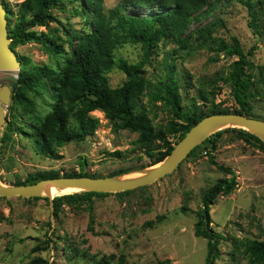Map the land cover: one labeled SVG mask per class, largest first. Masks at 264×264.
<instances>
[{"label":"rangeland","instance_id":"rangeland-1","mask_svg":"<svg viewBox=\"0 0 264 264\" xmlns=\"http://www.w3.org/2000/svg\"><path fill=\"white\" fill-rule=\"evenodd\" d=\"M5 1L18 9L24 0ZM122 1L104 0V6L112 9ZM260 9V34L250 27L251 18L241 0L219 6L215 15L200 25L220 19L214 36L228 45L237 38L245 52L255 47L251 60L256 66H264V4ZM128 12L141 16L149 14L143 8L129 9ZM69 21L75 31L83 28L84 21L80 18L73 17ZM35 30L47 32L43 27ZM216 48V45L195 47L188 52L181 51L174 43H166L158 60L161 61L170 50H179L174 55L178 67L191 76L187 102L200 103L197 95L201 90L206 91L212 101L214 91L215 104L233 111L239 106L223 78L238 57ZM16 52L34 64L51 63L49 55L37 43L19 46ZM142 55L140 47L131 45L117 51V58H124L132 64L139 62ZM212 58L217 61H211ZM147 70L146 76L156 78L162 67L155 65L147 67ZM18 74L19 71H0V88L5 85L12 88ZM125 81V74L119 70L110 74L113 88L120 87ZM38 104L42 114L48 112L49 108L41 99H38ZM142 105L155 125L171 120L170 112L161 102L154 105L149 102V97H144ZM252 106L254 114L264 118V91L260 96L256 95ZM92 116L99 119L100 127L85 141L61 147L62 158L59 160L38 154L31 139L11 133V139L2 145L0 181L15 185L31 175L51 170L60 171L61 176L83 172L104 177L126 170L124 177L129 178L137 173L143 176L153 169L152 159L143 155L137 143L138 134L116 130L101 111L93 112ZM18 124L23 126L19 121ZM5 129L6 126L3 133ZM228 130L234 129L228 127L223 131ZM172 142L179 143L177 138H172ZM210 151V147L203 143L201 149L165 178L149 186L126 191L129 192L127 194L107 193L110 195L106 198H95L94 233L89 230V211L85 206L65 205L56 217L51 200L0 197V217L4 218L0 221V264H29L36 258L47 260L49 264H100L104 257H114L111 264H159L167 260L172 264H205L207 240L195 235L196 212L203 206L205 192L219 179L227 177L208 160ZM211 156L219 164L233 169L238 180L236 190L218 198L211 207L212 228L221 235L220 256L216 264H251L244 253V244L248 240H264V152L239 139L236 133L228 132L217 140ZM83 161L85 165L82 168ZM78 192L80 190L52 191L53 196ZM120 259L124 262L121 263Z\"/></svg>","mask_w":264,"mask_h":264},{"label":"trees","instance_id":"trees-1","mask_svg":"<svg viewBox=\"0 0 264 264\" xmlns=\"http://www.w3.org/2000/svg\"><path fill=\"white\" fill-rule=\"evenodd\" d=\"M233 0H123L112 9H106L104 0H24L14 9L1 0L7 10L9 39L11 48L28 43L40 44L49 55L51 63L34 64L28 57L19 56L21 67L19 78L12 83V103L8 108L3 144L16 133L31 139L38 154L49 159L62 158L59 149L68 143L83 142L100 127L99 119L92 116L101 111L116 130H126L138 134L137 143L143 155L152 159L151 166L164 161L178 142L209 115L236 113L264 120L254 114L252 100L264 91V66H256L251 58L256 48L245 52L240 41L233 38L228 45L214 34L220 26V19L206 25L202 21L215 15L221 5ZM251 18L250 27L260 34V0H241ZM145 9L149 14L129 13V9ZM62 14L63 16H61ZM84 21L83 28L75 31L70 18ZM61 18L66 19L65 23ZM53 25V26H52ZM43 27L47 32H38ZM166 43H174L181 51H193L195 47L216 45V50L227 55L237 56L231 70L223 81L232 91L238 109L230 111L215 104V92L210 101L206 91L197 95L200 103L188 101L187 95L192 86L190 75L178 67L174 57L179 50H170L160 61L161 48ZM126 45L140 47L143 55L137 63H129L117 58V51ZM215 49V48H214ZM211 61H217L212 58ZM162 67L156 78L146 76L147 67ZM254 69H257L255 72ZM119 70L126 81L113 88L110 74ZM196 96V95H195ZM156 105L161 102L171 114L166 124L155 125L142 105V99ZM38 99L49 110L39 111ZM187 102V103H186ZM209 104V105H208ZM209 107L208 110H205ZM21 123L23 126H20ZM4 126V127H5ZM228 132L254 145L264 152V142L255 135L241 129L220 131L212 135L205 146L210 147V163L227 177L219 179L209 188L203 198V206L196 212L195 235L207 240L205 264H216L220 256L221 235L212 228L211 207L220 198L232 194L238 187L236 172L216 162L211 156L217 140ZM201 146L190 154L193 155ZM189 156V157H190ZM82 168L85 165L84 161ZM127 174L126 170L113 172L109 177ZM104 177L87 173H65L51 170L29 176L24 182L15 185L34 184L41 180L60 177ZM129 193V192H123ZM120 194V193H119ZM107 193L81 192L57 196L53 199V214L58 217L64 206L83 207L89 211V230L94 233V200L106 198ZM48 198H35V200ZM4 220L0 217V221ZM152 224H150L151 226ZM53 242L51 239H48ZM48 247V243H46ZM244 253L251 264H264V240H248ZM64 250H67L64 247ZM114 257H104L100 264H111ZM121 263L124 262L120 259ZM29 264H49L47 260L36 258ZM53 264V263H52ZM159 264H172L163 261Z\"/></svg>","mask_w":264,"mask_h":264},{"label":"water","instance_id":"water-1","mask_svg":"<svg viewBox=\"0 0 264 264\" xmlns=\"http://www.w3.org/2000/svg\"><path fill=\"white\" fill-rule=\"evenodd\" d=\"M8 36L7 10L0 0V71H19L21 62L17 52L10 46L11 40ZM12 95V88L9 85L0 88V155L3 145V129L7 123V113L12 103ZM228 127L245 130L264 142V120L236 113L209 115L191 128L164 161L154 165L152 170L141 177L122 179L126 174L115 177H60L25 185H6L0 181V197L7 199L46 197L52 202L57 196L70 195L57 194L53 196V190L65 191L69 188H76L80 190L78 193L117 194L149 186L172 174L193 150L205 143L212 135Z\"/></svg>","mask_w":264,"mask_h":264},{"label":"bare ground","instance_id":"bare-ground-1","mask_svg":"<svg viewBox=\"0 0 264 264\" xmlns=\"http://www.w3.org/2000/svg\"><path fill=\"white\" fill-rule=\"evenodd\" d=\"M138 177H141V175H139V174L137 173V174H134L133 177H129V178H127V177L125 176V177H123L122 179H134V178H138ZM67 190L74 191V190H79V189H76V188H69V189H67ZM60 192L62 193L63 191H60ZM67 193H69V192H67Z\"/></svg>","mask_w":264,"mask_h":264}]
</instances>
